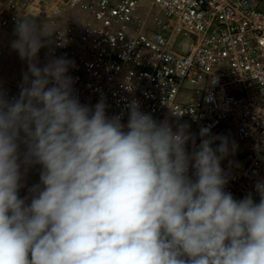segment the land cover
I'll return each mask as SVG.
<instances>
[{
	"label": "clouds",
	"instance_id": "obj_1",
	"mask_svg": "<svg viewBox=\"0 0 264 264\" xmlns=\"http://www.w3.org/2000/svg\"><path fill=\"white\" fill-rule=\"evenodd\" d=\"M50 34L16 20L27 71L17 96L0 92V264H264V178L259 202L225 190L228 138L201 127L197 145L189 125L174 131L135 100L126 123L103 97L82 104L74 61L38 58Z\"/></svg>",
	"mask_w": 264,
	"mask_h": 264
},
{
	"label": "built area",
	"instance_id": "obj_2",
	"mask_svg": "<svg viewBox=\"0 0 264 264\" xmlns=\"http://www.w3.org/2000/svg\"><path fill=\"white\" fill-rule=\"evenodd\" d=\"M5 3L0 29H15L19 17L44 25L49 46L38 58L74 61L68 74L82 104L94 106L103 97L106 114L123 113L126 123L127 105L135 100L158 122H190L197 145L201 127L215 135L233 126L241 141L233 152L229 140L230 154L221 162L230 174L225 190L237 200L252 192L259 202L254 185L264 178V11L257 0ZM8 58L0 42V92L11 99L27 67L13 66L4 77ZM22 183L24 197L29 181Z\"/></svg>",
	"mask_w": 264,
	"mask_h": 264
},
{
	"label": "crops",
	"instance_id": "obj_3",
	"mask_svg": "<svg viewBox=\"0 0 264 264\" xmlns=\"http://www.w3.org/2000/svg\"><path fill=\"white\" fill-rule=\"evenodd\" d=\"M6 7V3H5V0H0V10H3L5 9ZM3 32V30L1 29L0 30V34ZM14 39H17V37L12 34L11 38H6V39H0V42L7 48V50L9 51V58L7 59V61L5 62V64L3 65V76L6 77L9 75L10 73V69L13 67V66H17V67H27L25 65V62L22 61L19 56L17 55L18 53L15 52L14 50L11 49V42L14 40ZM227 127H233V126H227ZM226 128V127H223L221 128L222 130ZM234 128V127H233ZM220 132V131H219ZM215 135H218V133H216ZM233 135H236V131H235V128H234V133ZM21 150L23 151V147L21 148ZM40 174V166L39 165H34V166H31L27 169V172L24 174V177L25 179H29L31 182H30V185H34L35 183L32 182V179H38L37 178V174ZM28 180V181H29ZM25 195H27V190L25 192Z\"/></svg>",
	"mask_w": 264,
	"mask_h": 264
},
{
	"label": "rangeland",
	"instance_id": "obj_4",
	"mask_svg": "<svg viewBox=\"0 0 264 264\" xmlns=\"http://www.w3.org/2000/svg\"><path fill=\"white\" fill-rule=\"evenodd\" d=\"M257 2H258V5H259V8L264 11V0H257ZM153 15H154V13H153ZM2 30H3V32L0 34V39H2V38L3 39H6V38H9L10 39L11 36H12V34H14V30L15 29H12V30H10V29H2ZM181 122H183V121L180 120V119H177V118H172L171 119V124L173 126H179L180 124H182V125L187 124V125L190 126L189 129H188V131L191 132V130H192L191 123L188 122V121L187 122H183V123H181ZM233 133H234V128L233 127H226L223 130L221 129L220 132L218 133V135L225 136V137L228 138V141L230 140L232 143H235V145H238L240 143L241 139L239 137H237L236 135H233ZM194 135H196V134H194ZM218 144H219V141H217L213 146L216 147V146H218ZM190 147L191 146L189 145V148ZM37 175H38L37 176V178H38L37 180L36 179L35 180L32 179V182H34L35 184L39 183V173ZM30 182L31 181L29 180V186H28V188L31 187ZM258 200H259V197H258Z\"/></svg>",
	"mask_w": 264,
	"mask_h": 264
}]
</instances>
